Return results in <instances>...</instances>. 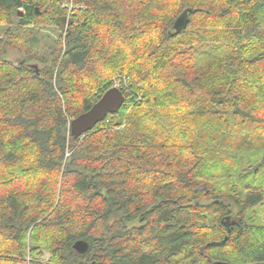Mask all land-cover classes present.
Returning <instances> with one entry per match:
<instances>
[{
  "label": "trees",
  "instance_id": "16d2710c",
  "mask_svg": "<svg viewBox=\"0 0 264 264\" xmlns=\"http://www.w3.org/2000/svg\"><path fill=\"white\" fill-rule=\"evenodd\" d=\"M62 1L0 0V264H264V0Z\"/></svg>",
  "mask_w": 264,
  "mask_h": 264
},
{
  "label": "water",
  "instance_id": "95a60500",
  "mask_svg": "<svg viewBox=\"0 0 264 264\" xmlns=\"http://www.w3.org/2000/svg\"><path fill=\"white\" fill-rule=\"evenodd\" d=\"M35 9L38 12L37 6ZM18 12L19 15L23 14L20 10ZM187 21L188 9H184L173 22L174 33L182 32L187 26ZM124 101L125 96L120 89L110 87L105 90L88 110L71 120L70 129L72 134L79 137L93 130L108 114L116 113L124 104ZM73 249L79 253H84L88 249V244L84 240H78L73 244Z\"/></svg>",
  "mask_w": 264,
  "mask_h": 264
},
{
  "label": "rangeland",
  "instance_id": "374dc122",
  "mask_svg": "<svg viewBox=\"0 0 264 264\" xmlns=\"http://www.w3.org/2000/svg\"><path fill=\"white\" fill-rule=\"evenodd\" d=\"M22 16V15H20ZM47 32L49 33L50 36L52 37H58L59 34L61 32H59V30H57L56 28L54 29H47ZM44 45H47L46 43H44ZM7 58L13 62V63H19L22 59L25 58V54L19 52L18 50H11L9 51L8 55H7ZM45 58H49V54L48 55H45ZM30 63L32 64H37L39 67H42L44 66V63L38 61V60H33V59H30L29 60ZM113 84V83H112ZM48 254L47 253H44L43 255H41L40 257H37L39 258L40 260H42V262H46L48 260ZM27 264H30L29 263V257H27Z\"/></svg>",
  "mask_w": 264,
  "mask_h": 264
},
{
  "label": "built area",
  "instance_id": "2783aa9c",
  "mask_svg": "<svg viewBox=\"0 0 264 264\" xmlns=\"http://www.w3.org/2000/svg\"><path fill=\"white\" fill-rule=\"evenodd\" d=\"M72 0H63L61 3H60V8L62 9V10H65V11H67L68 13V15H69V13L72 11ZM77 8H79L78 6L76 7V9ZM67 15V16H68ZM112 87H116V88H118V89H120L121 91L123 90V88H124V83H123V81H121V80H115L114 82H113V84H112Z\"/></svg>",
  "mask_w": 264,
  "mask_h": 264
}]
</instances>
